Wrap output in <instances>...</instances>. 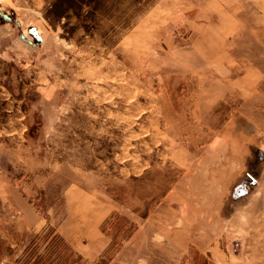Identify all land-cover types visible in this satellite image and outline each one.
Listing matches in <instances>:
<instances>
[{"label":"rangeland","instance_id":"obj_1","mask_svg":"<svg viewBox=\"0 0 264 264\" xmlns=\"http://www.w3.org/2000/svg\"><path fill=\"white\" fill-rule=\"evenodd\" d=\"M52 229V264H264V0H0V264Z\"/></svg>","mask_w":264,"mask_h":264},{"label":"trees","instance_id":"obj_2","mask_svg":"<svg viewBox=\"0 0 264 264\" xmlns=\"http://www.w3.org/2000/svg\"><path fill=\"white\" fill-rule=\"evenodd\" d=\"M43 239L46 242V253L44 255L38 254L37 244L30 242L25 248L24 255L18 264H52L49 261L51 255L59 254L60 252L64 254L70 251V248L65 244L64 240L53 229L44 233ZM76 257L77 262L81 260L80 256L76 255ZM101 264L106 263L103 261Z\"/></svg>","mask_w":264,"mask_h":264},{"label":"water","instance_id":"obj_3","mask_svg":"<svg viewBox=\"0 0 264 264\" xmlns=\"http://www.w3.org/2000/svg\"><path fill=\"white\" fill-rule=\"evenodd\" d=\"M239 194H243V190H239Z\"/></svg>","mask_w":264,"mask_h":264}]
</instances>
